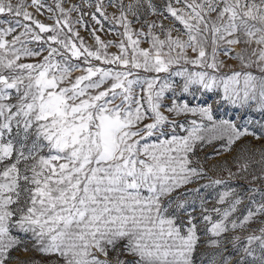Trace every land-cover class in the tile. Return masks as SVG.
<instances>
[{
  "label": "snow or ice",
  "instance_id": "6c2138e0",
  "mask_svg": "<svg viewBox=\"0 0 264 264\" xmlns=\"http://www.w3.org/2000/svg\"><path fill=\"white\" fill-rule=\"evenodd\" d=\"M0 264H264V0H0Z\"/></svg>",
  "mask_w": 264,
  "mask_h": 264
}]
</instances>
